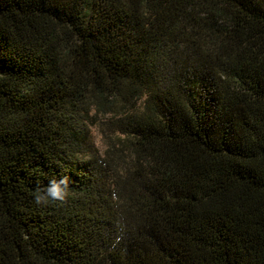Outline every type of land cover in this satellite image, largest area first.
Returning a JSON list of instances; mask_svg holds the SVG:
<instances>
[{
  "label": "trees",
  "instance_id": "1",
  "mask_svg": "<svg viewBox=\"0 0 264 264\" xmlns=\"http://www.w3.org/2000/svg\"><path fill=\"white\" fill-rule=\"evenodd\" d=\"M0 264H264V0H0Z\"/></svg>",
  "mask_w": 264,
  "mask_h": 264
},
{
  "label": "rangeland",
  "instance_id": "2",
  "mask_svg": "<svg viewBox=\"0 0 264 264\" xmlns=\"http://www.w3.org/2000/svg\"><path fill=\"white\" fill-rule=\"evenodd\" d=\"M92 115H94V112ZM109 118H111L110 115L104 116L100 113L89 120L88 129L90 135L86 149L88 155L85 156V160L92 155H103L113 143L116 145L120 144L117 140V134L108 125Z\"/></svg>",
  "mask_w": 264,
  "mask_h": 264
},
{
  "label": "clouds",
  "instance_id": "3",
  "mask_svg": "<svg viewBox=\"0 0 264 264\" xmlns=\"http://www.w3.org/2000/svg\"><path fill=\"white\" fill-rule=\"evenodd\" d=\"M69 191V177L67 175L59 178L54 177L49 179L42 189H36L33 200L37 206L54 201H64Z\"/></svg>",
  "mask_w": 264,
  "mask_h": 264
}]
</instances>
